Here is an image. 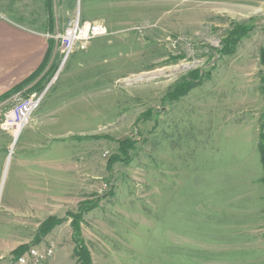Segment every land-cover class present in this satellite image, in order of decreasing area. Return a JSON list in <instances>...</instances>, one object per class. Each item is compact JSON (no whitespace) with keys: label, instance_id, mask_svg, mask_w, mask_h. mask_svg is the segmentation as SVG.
<instances>
[{"label":"rangeland","instance_id":"374dc122","mask_svg":"<svg viewBox=\"0 0 264 264\" xmlns=\"http://www.w3.org/2000/svg\"><path fill=\"white\" fill-rule=\"evenodd\" d=\"M0 14L45 36L48 83L60 65L59 44L48 34L77 15L110 30L72 53L42 102H62L69 111L59 108L68 120L59 142L70 154L62 168L74 175L75 187L60 196L57 211H45V220L55 216L59 224L42 236L38 227L28 230L27 249L55 245L41 264H84L74 214H81L76 221L91 264H264L257 143L264 122V0H0ZM238 24L253 29L233 44ZM195 76L201 86L170 96ZM9 93L0 98L4 110ZM19 145L20 139L6 162L0 201ZM235 159L250 167L252 161V178L235 177L244 171ZM249 189L256 195H244ZM5 214L0 207V247L8 234ZM15 258L12 252L3 261Z\"/></svg>","mask_w":264,"mask_h":264},{"label":"crops","instance_id":"0c3cea01","mask_svg":"<svg viewBox=\"0 0 264 264\" xmlns=\"http://www.w3.org/2000/svg\"><path fill=\"white\" fill-rule=\"evenodd\" d=\"M92 46L93 44L89 45L88 49ZM47 50L45 36L0 14V98L15 89L31 92L42 90L48 84L47 77L43 79L50 67L44 61ZM58 53L61 58L60 52ZM40 82L41 86L37 87ZM245 98L247 99L246 96ZM65 105L62 102H52L43 107L41 103L20 134L19 152L11 160L6 178L7 186L0 201V207L7 212L2 222L8 225L7 238L1 240L4 245L0 247V264H7V260H3L20 244L29 241V228H40L45 221V211H57L60 208V196L68 195L75 187L74 175L62 168L71 162L66 145L61 146L59 142V128L63 126L66 130L68 127V120L60 117L69 113ZM59 108L64 109L63 114ZM259 109L262 110L261 107ZM241 129L243 130L242 127ZM236 131L227 136L234 135ZM12 138V133L0 125V184L6 162L11 155ZM56 145L59 146L57 155L54 153ZM239 160L241 163L237 162ZM233 163L236 168H244L241 172L243 175L239 171L235 177L252 178V161L251 167L248 166L247 159H235ZM245 194L256 195V190L252 192L249 189ZM243 211L247 212L246 209Z\"/></svg>","mask_w":264,"mask_h":264},{"label":"built area","instance_id":"2783aa9c","mask_svg":"<svg viewBox=\"0 0 264 264\" xmlns=\"http://www.w3.org/2000/svg\"><path fill=\"white\" fill-rule=\"evenodd\" d=\"M109 33L110 30L104 23L84 20L77 15L68 21L63 30L53 35L48 34V37L58 42L61 57L60 65L51 81L42 90L13 91L10 99H8L11 104L9 109L4 110L3 105L5 103H0V125L5 130H9L14 139L11 153L14 151V146L21 132L29 124L32 114L44 100L49 86L58 78L59 72L66 65L72 53L77 49L87 50L93 39L106 36ZM54 249L55 245L51 241L42 246L32 245L26 252L16 257L13 264H41L52 256Z\"/></svg>","mask_w":264,"mask_h":264},{"label":"trees","instance_id":"16d2710c","mask_svg":"<svg viewBox=\"0 0 264 264\" xmlns=\"http://www.w3.org/2000/svg\"><path fill=\"white\" fill-rule=\"evenodd\" d=\"M253 28L248 26V25H235V28L230 32V36L234 37V43L235 44L238 40V38H240L241 36L247 34L248 32H250ZM236 37V38H235ZM232 48H226L224 49V52H231ZM50 55V50H47L46 56H45V62H47L48 58ZM261 60L262 63L264 65V46L261 48ZM201 83V79L198 76L195 77H190V80L182 83L181 86L177 87V89L170 94V96L172 98H179L182 97L184 95H186L193 87L199 85ZM13 92V91H12ZM11 93V92H10ZM9 93V94H10ZM264 93V90H263ZM259 137H260V144H259V149H260V153H261V159H262V163H263V167H264V122L261 123L260 125V133H259ZM129 140L126 139L124 141H122L121 143V150L123 152H125V148L128 147L129 145H125L128 144ZM82 210V208H80ZM79 215V216H77ZM81 214H74V220H73V230H74V235L73 238L75 240V243L77 244V250H76V254L79 258H81L83 260L84 264H91V255L89 250L86 248V245L83 241V239L80 237L81 236V231L79 228V222L76 221L77 218L81 217ZM62 221V219H59L55 216H50L48 217L41 225H40V235H44L47 234L48 231H50L55 225L59 224ZM27 249V246L24 245H20L18 246L15 250H13V253L16 255V257L20 256L22 254V252Z\"/></svg>","mask_w":264,"mask_h":264}]
</instances>
